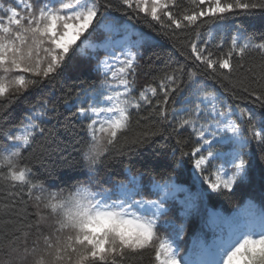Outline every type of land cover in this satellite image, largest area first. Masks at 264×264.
Masks as SVG:
<instances>
[{
    "label": "snow or ice",
    "instance_id": "6c2138e0",
    "mask_svg": "<svg viewBox=\"0 0 264 264\" xmlns=\"http://www.w3.org/2000/svg\"><path fill=\"white\" fill-rule=\"evenodd\" d=\"M257 12L264 0H0V264H143L146 255L149 264H264V208L251 204L232 217L209 213L212 239L183 254V221L165 219L173 234L159 232L177 205L187 217L206 195L231 193L247 175L253 142L264 156V33L238 23ZM113 13L143 19L183 62L166 65L156 86L137 88L145 33L117 25ZM77 58L96 80L65 92L59 82ZM209 80L245 106L225 103ZM25 92L38 99L14 118ZM61 104L65 130L78 123L83 136L79 156L61 155L56 166L91 179L116 156L159 141L171 149L170 171L191 164L200 188L164 176L144 183V172L128 168L107 187L95 180L53 191L37 173L53 163L47 124Z\"/></svg>",
    "mask_w": 264,
    "mask_h": 264
},
{
    "label": "trees",
    "instance_id": "16d2710c",
    "mask_svg": "<svg viewBox=\"0 0 264 264\" xmlns=\"http://www.w3.org/2000/svg\"><path fill=\"white\" fill-rule=\"evenodd\" d=\"M114 16L119 17L115 21L117 25L124 23L130 30L137 33H145V40L147 41L145 52V59L138 72L137 88L142 89L149 84L156 86L158 77L162 74L166 65L171 64L176 66V61L183 62L184 56L181 51L173 47L172 41L160 32L153 30L149 25L145 24L144 20L137 17L125 16L121 13H113ZM142 15V14H141ZM238 23H242L243 27L249 33H254L259 36L264 33V14L255 13L253 15L241 17ZM134 26V27H133ZM231 31V26L229 27ZM91 50L85 53V56L90 55ZM158 54L159 59L156 55ZM152 56L154 63L149 65L148 56ZM246 73L243 71L236 74V79H244ZM81 80L92 83L96 80V75L92 71L91 66L87 64L85 59L77 58L71 61L66 68L64 75L59 82L63 85L65 92L70 88H78ZM226 84V82H225ZM210 88L225 97V103L231 104L235 107L237 104L245 106L244 102L239 99H233L232 94L224 90L221 83L209 80ZM38 99L36 93L25 92L21 98L12 107L13 117H18L26 108L29 102H35ZM246 107L252 108L257 113H260L259 108H255L252 104H247ZM69 114L65 111L63 104L57 110V115L48 121L47 127L50 129V135L47 137V143L56 151L53 152L51 160L52 164L39 169L37 175L44 181L46 186H51L53 191L59 189H74L82 183H92L95 180L104 182L106 180L120 181L125 179L128 175L127 169H131L132 175H138L144 172L143 182L147 183L152 177L157 180L161 176L171 178L176 181L178 185L191 191H196L200 185L195 181L191 168L192 165L185 163L183 167L177 168L175 172H171L172 152L171 149H162L157 143L149 144L146 147L138 148L135 151L125 155L116 156L115 159L108 162L107 165L101 167L100 172L91 179L87 171H81L79 168H61L56 166L60 156L78 157L79 153L74 150L76 147V140L83 136L80 132L79 124L76 123L72 130H65L63 127L64 120ZM259 118V116H258ZM138 126L133 124V129ZM171 145L174 141H168ZM246 158L250 162L247 175L242 181L233 186V191L227 195H218L210 193L204 197L206 205L213 209L219 210L222 217H232L240 214L250 204L256 205L257 208H264V156L261 155L253 142L249 149L246 150ZM184 193H179V199H183ZM34 211V209H32ZM183 209L177 205V210L168 217L163 219L173 220L175 225H179L181 221L185 225V234L182 240L178 241L181 250L184 247L186 237L198 227L197 215L201 211V207L195 211L193 215L183 216ZM202 217L208 222V217L205 212H202ZM174 227H164L161 225L159 232L162 237H170L173 234ZM150 258L146 255L143 264H149Z\"/></svg>",
    "mask_w": 264,
    "mask_h": 264
},
{
    "label": "rangeland",
    "instance_id": "374dc122",
    "mask_svg": "<svg viewBox=\"0 0 264 264\" xmlns=\"http://www.w3.org/2000/svg\"><path fill=\"white\" fill-rule=\"evenodd\" d=\"M84 185H86V183H83Z\"/></svg>",
    "mask_w": 264,
    "mask_h": 264
}]
</instances>
